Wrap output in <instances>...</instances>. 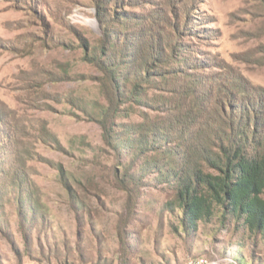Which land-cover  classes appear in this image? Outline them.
Masks as SVG:
<instances>
[{
    "label": "rangeland",
    "instance_id": "374dc122",
    "mask_svg": "<svg viewBox=\"0 0 264 264\" xmlns=\"http://www.w3.org/2000/svg\"><path fill=\"white\" fill-rule=\"evenodd\" d=\"M261 103L264 0H0V264H264L230 219L184 230L157 171Z\"/></svg>",
    "mask_w": 264,
    "mask_h": 264
},
{
    "label": "trees",
    "instance_id": "16d2710c",
    "mask_svg": "<svg viewBox=\"0 0 264 264\" xmlns=\"http://www.w3.org/2000/svg\"><path fill=\"white\" fill-rule=\"evenodd\" d=\"M111 36H107V46L113 49L112 53L106 55L109 62H112L116 51L115 44H111ZM164 61L161 58L160 63ZM161 64L157 66L160 67ZM122 66L126 67L125 75L120 74V67L117 66L110 72V78L114 81L116 78L118 81L120 77L129 80L133 68L129 63H123ZM134 76L141 77L137 73ZM235 108L237 112L232 120L225 119V113L221 109L220 112L216 111L217 116L222 119L219 118L220 133H208L203 147L194 151V156L189 154V149L181 141L178 142L179 147L174 148L159 143L162 145L159 152H167L177 158L165 159V164L157 171L159 176L173 181L174 198L166 206L171 211L178 209V213H181L178 218L184 230H195L200 222L209 223L213 219L225 226L230 219L249 235L253 234L264 241V104L261 103L256 108L252 105L247 108L242 105L240 108V105L235 104ZM101 122L105 139L111 143L114 130L106 124V119L102 118ZM145 136L143 140L135 141L133 151L139 152L156 145V134L145 132ZM129 137H116L119 142L123 141V150L131 149ZM149 137H153L150 145ZM158 138L161 140L167 137L161 133ZM181 146L182 149L178 152L177 148ZM146 159L157 167L159 161L156 158ZM147 163L146 161L144 166H149Z\"/></svg>",
    "mask_w": 264,
    "mask_h": 264
},
{
    "label": "built area",
    "instance_id": "2783aa9c",
    "mask_svg": "<svg viewBox=\"0 0 264 264\" xmlns=\"http://www.w3.org/2000/svg\"><path fill=\"white\" fill-rule=\"evenodd\" d=\"M217 262L215 260L208 261L203 257H198L194 259H190L187 264H216Z\"/></svg>",
    "mask_w": 264,
    "mask_h": 264
}]
</instances>
